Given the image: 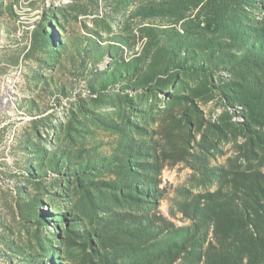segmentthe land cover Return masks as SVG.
I'll return each instance as SVG.
<instances>
[{
    "label": "rangeland",
    "instance_id": "rangeland-1",
    "mask_svg": "<svg viewBox=\"0 0 264 264\" xmlns=\"http://www.w3.org/2000/svg\"><path fill=\"white\" fill-rule=\"evenodd\" d=\"M259 215L264 0H0V264H258Z\"/></svg>",
    "mask_w": 264,
    "mask_h": 264
},
{
    "label": "trees",
    "instance_id": "trees-1",
    "mask_svg": "<svg viewBox=\"0 0 264 264\" xmlns=\"http://www.w3.org/2000/svg\"><path fill=\"white\" fill-rule=\"evenodd\" d=\"M250 238L251 240L254 239L252 233ZM166 245L167 246L173 245L174 247H179V243L177 242V240H173V239L167 240L164 246L166 247ZM263 263H264V216L259 215L258 216V264H263Z\"/></svg>",
    "mask_w": 264,
    "mask_h": 264
}]
</instances>
